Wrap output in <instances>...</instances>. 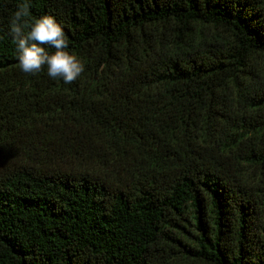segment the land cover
I'll return each instance as SVG.
<instances>
[{"label": "trees", "instance_id": "1", "mask_svg": "<svg viewBox=\"0 0 264 264\" xmlns=\"http://www.w3.org/2000/svg\"><path fill=\"white\" fill-rule=\"evenodd\" d=\"M22 2L0 0V264H264V0H29L72 83L19 68Z\"/></svg>", "mask_w": 264, "mask_h": 264}, {"label": "clouds", "instance_id": "2", "mask_svg": "<svg viewBox=\"0 0 264 264\" xmlns=\"http://www.w3.org/2000/svg\"><path fill=\"white\" fill-rule=\"evenodd\" d=\"M29 7V0H23L9 25L18 52L19 68L25 73L35 74L46 66L50 78L74 82L84 71V64L69 50L62 26L51 15H43L29 24L24 19L30 15ZM26 28L29 29L27 32ZM44 45L55 51L49 54Z\"/></svg>", "mask_w": 264, "mask_h": 264}]
</instances>
